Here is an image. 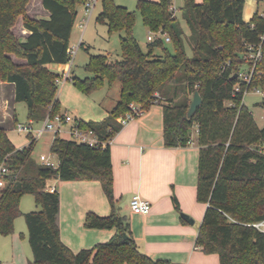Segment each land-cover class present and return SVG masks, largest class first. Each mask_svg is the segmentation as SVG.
<instances>
[{"label":"trees","instance_id":"1","mask_svg":"<svg viewBox=\"0 0 264 264\" xmlns=\"http://www.w3.org/2000/svg\"><path fill=\"white\" fill-rule=\"evenodd\" d=\"M29 0H0V82L14 85L15 102H24L27 120L42 122L61 112L57 95L58 73L50 65L69 59L70 36L77 8L86 0H41L47 18L25 14ZM245 0H183L181 17L191 31V56L184 46V33L171 9L172 0H137L142 23L148 31L169 36L173 49L161 37L143 51L133 35L134 11L114 0H100L95 22L107 32L122 31L120 58L110 53L90 54L83 65L89 73L71 75L81 93L89 95L105 83L119 82L115 106L99 121L79 119L82 129L108 140L122 124L117 120L129 111V103L146 111L160 103L163 109V144L186 146L196 126L199 146L197 200L206 203L196 244L205 253H215L220 264H264V234L251 224L261 219L264 209V125L259 126L243 103L244 84L237 74L246 64L245 44L259 43L262 56L254 67L251 86L264 85V12L244 21ZM28 34L18 39L11 27L18 15ZM262 36V38H261ZM81 46L83 44L81 43ZM160 47V54L154 48ZM89 50V46L86 47ZM9 54L25 60L12 62ZM197 91L201 103L187 116L190 95ZM264 106V101H260ZM15 123L18 122L16 116ZM27 145L17 148L0 126V165L12 173L0 189V236L13 232L14 221L23 216L32 251L31 264H171L141 252L132 237L129 221L116 207L109 144L90 146L54 135L50 152L56 168L32 157L36 140L27 134ZM97 180L110 204L107 215L88 211L84 227L115 229L106 242L72 251L59 236V196L45 189L46 181ZM32 194L38 211L22 213L19 202Z\"/></svg>","mask_w":264,"mask_h":264},{"label":"crops","instance_id":"2","mask_svg":"<svg viewBox=\"0 0 264 264\" xmlns=\"http://www.w3.org/2000/svg\"><path fill=\"white\" fill-rule=\"evenodd\" d=\"M195 1L200 3L202 0ZM78 9H83L84 13L83 6H79L77 16ZM256 12L260 15L264 12V0H245L243 20L248 21ZM46 13L48 14L47 11ZM88 19L81 18L76 25L82 28L80 24L84 22L86 28ZM25 32L21 39L28 34L27 30ZM81 43L83 44L82 40L79 42L80 47ZM72 63L50 65L49 68L58 74L68 71L71 76L75 75ZM1 85L9 87L13 100V83L0 82ZM111 86L108 85V91L99 95L98 103L94 99L92 103L88 97L93 92L89 95L81 93L71 80L61 84L56 97L60 106L72 105L71 109L76 113H71L74 117L83 121H99L115 106L119 98V92L117 98L109 96ZM15 103L13 100V121L15 116L17 118ZM91 103L93 107H89ZM60 110L62 112V109ZM0 126L4 127L6 132L10 129L6 125ZM196 130V126L191 129V142L186 146L166 147L162 136V105L154 103L109 138L116 207L119 213L128 219L132 237L139 250L154 260H166L171 264H220L217 254L205 253L196 244L207 206L197 200L199 146L196 143ZM53 137L54 135L51 136V141ZM28 142L27 138L22 146ZM14 145L17 148L22 147ZM36 161L39 162L38 158ZM51 185L56 187L59 196V236L72 251L92 248L114 235L115 229H91L83 224L88 211L99 215H107L111 211L99 181L61 180L53 177L46 181V186ZM134 194L150 201L151 208L148 213L139 214L130 210L129 201ZM0 242L5 262L31 264L32 251L26 224L22 227L19 221L14 225L13 232L5 235Z\"/></svg>","mask_w":264,"mask_h":264},{"label":"rangeland","instance_id":"3","mask_svg":"<svg viewBox=\"0 0 264 264\" xmlns=\"http://www.w3.org/2000/svg\"><path fill=\"white\" fill-rule=\"evenodd\" d=\"M114 2L118 5L126 7L130 11H134L136 15L135 24L133 27V35L136 38L140 48L143 51L147 50V44L150 42L147 39V36L149 34L148 29L144 26L142 23L140 14L138 10L136 9V2L137 0H114ZM172 4L175 7V15L178 18L179 25L183 30L184 33V46L185 50L188 56H191V31L183 18L181 17V10L179 9L182 4L183 0H172ZM83 6V5H82ZM84 8V7H83ZM101 4L100 0H96L94 8L92 10V13L88 19L87 27L79 28L76 24L80 21L81 18L87 19V15L83 13V9H78V16L76 17V23L73 27L72 34H71V41H70V47L72 46H78L76 53L73 57V66L75 75L79 77H84L86 75H89L84 68L83 65L87 62L88 57L90 54H98V53H110L112 55V58L119 59L120 58V36L123 35L122 31L107 32V27L104 24H99L95 22V16L100 11ZM46 11L43 9L41 5V0H29L25 6V14L34 19L39 18H47L45 15ZM47 14V13H46ZM48 15V14H47ZM11 31L13 34L18 38L21 39L23 37V34H25L26 29L24 30L23 27V16L20 14L17 16V19L14 23V25L11 27ZM83 41V46H79V42ZM163 40V46L167 47L169 51H172L173 45L171 42L165 41V37H162ZM90 45L89 50L86 49L87 46ZM162 52L160 47L154 48V53L160 54ZM9 57L11 58L12 62L18 65H23L25 60L21 57H17L14 54H9ZM245 65H243L241 68H243ZM70 81V79H66L64 82ZM63 82L60 81L57 84V90L60 89L61 84ZM108 85L107 83L104 84V86L92 93V95L88 96L90 97V100L92 103L95 102L98 103L99 95H102L103 92L108 91ZM119 92V84L117 81H115L111 89L109 90V96L113 98L118 97ZM72 97L71 95H69ZM4 97V98H3ZM94 99V100H93ZM192 99V95H190V100ZM74 100H70L72 102ZM261 97L254 93L252 89L246 91L243 95V103L252 111V114L254 115L255 119L257 120L258 125L261 127L264 125V117L263 111L264 106L260 104ZM89 105V107H93V104ZM67 105V104H66ZM62 105L61 109L63 111H67L68 114H76L73 109H71L72 105ZM16 115H17V121L26 123L27 117V109L24 102H16L14 104ZM89 109V108H88ZM92 109V108H91ZM89 112V111H88ZM0 124L6 125L7 127H10L8 129L7 134L9 138L11 139L13 144L22 146L24 143H26L27 140V134L17 132L15 129H13L15 125V121H13V100L11 97V92L9 87L1 85L0 86ZM34 128H37L40 126V123H35ZM65 128V127H64ZM53 133L51 132H45L40 138H38L34 144L33 151H32V157L37 160L40 153H44L45 155L51 156L52 153L50 152V141L51 136ZM60 136L68 138L69 135L62 132L59 133ZM55 161H57V158L55 156L52 157ZM20 210L23 212H30V211H38L40 208L38 205L35 204L34 198L32 194H24L19 202ZM22 224V227L25 226L24 218L23 216H18L14 222V225L18 224V222ZM5 236H0V240L3 239ZM0 264H9L5 262L4 258V251L3 247L1 246L0 242Z\"/></svg>","mask_w":264,"mask_h":264},{"label":"built area","instance_id":"4","mask_svg":"<svg viewBox=\"0 0 264 264\" xmlns=\"http://www.w3.org/2000/svg\"><path fill=\"white\" fill-rule=\"evenodd\" d=\"M96 0H86L83 4L84 13L87 15V19L90 17L92 10L94 8ZM171 9L173 12L175 11V7L173 4L171 5ZM262 15V14H261ZM85 24L82 22L80 27H84ZM159 37H165V41L169 42V36L162 34L160 31H149L147 39L149 41H153ZM262 38V36H261ZM261 42L259 43H247L245 44V52L244 59L246 60L245 66L239 71L237 77L239 79V83L236 84L235 90L240 89V83L244 84V93L250 89L254 91V93L258 94L261 97V101H264V85H254L251 86V82L254 74V67L256 63L260 60L262 56ZM77 47L72 46L68 49L69 59L67 63L71 64L72 59L76 53ZM66 79H70L69 72H62L58 74V78L56 80L57 84L62 81L64 82ZM143 113V110L140 109L138 104L129 103V111L126 112L123 116H120L117 120L122 124V126L127 123L129 120L138 117ZM264 117V111L263 115ZM79 118L74 117L72 114H68L67 112H60L53 114L51 116H46L45 119L40 122V126L34 128V122L28 120L26 123L16 122L13 129L17 132L30 134L34 140L40 138L45 132H51L53 135H59V133H66L69 135V138L74 139L78 142L86 143L90 146H100L105 147L106 144H109V140H99L98 137L94 134L93 131L88 129H82L78 125ZM65 127V128H64ZM191 142V138L188 143ZM55 156L52 154L51 156L45 155L44 153L39 154L38 160L39 163L44 166H49L56 168L58 166V161H55L52 157ZM56 157V156H55ZM12 171L5 165H0V189L6 184L7 178ZM45 189L51 193L56 191V187L54 185L46 186ZM130 210L133 213L146 214L150 211L151 203L149 200L141 197L138 194H134L131 196L129 201ZM257 230L264 234V209L262 213V217L257 222L251 224Z\"/></svg>","mask_w":264,"mask_h":264},{"label":"water","instance_id":"5","mask_svg":"<svg viewBox=\"0 0 264 264\" xmlns=\"http://www.w3.org/2000/svg\"><path fill=\"white\" fill-rule=\"evenodd\" d=\"M201 103V97L197 91L193 92L192 99L190 100L188 110H187V116H191L194 111L197 109V107Z\"/></svg>","mask_w":264,"mask_h":264}]
</instances>
